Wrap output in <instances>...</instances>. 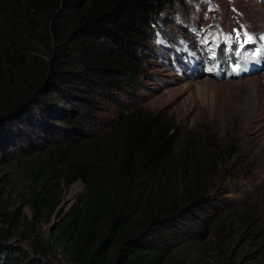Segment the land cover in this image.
<instances>
[{
    "label": "trees",
    "instance_id": "trees-1",
    "mask_svg": "<svg viewBox=\"0 0 264 264\" xmlns=\"http://www.w3.org/2000/svg\"><path fill=\"white\" fill-rule=\"evenodd\" d=\"M182 2L0 0L4 27L10 26V18L21 26L30 24V29L37 20L44 42L57 46L50 59H36L38 74L16 62L10 36L9 41L0 42V166L22 168L31 180L25 203L29 217L19 208L9 210L0 188V264H52L59 259L66 264H198L191 258L186 238L199 232L209 235L203 223L212 222L213 215L221 211L212 197L218 189L214 183L218 165L199 158L196 152L203 146L194 138L185 137L178 143L170 123L129 110L106 138L79 139L80 131L75 132L65 120L51 125L43 119L46 123L37 130L30 123L20 128L21 114L35 119L38 113L33 112V105L44 102L48 106L55 101L49 92L73 89L72 72L65 70L60 59L63 51L71 50L66 47L69 40L83 38L79 46L85 68L82 77L77 76L98 85L109 74L108 85L124 90L120 85L137 83L133 74L142 61L137 52L158 31L156 16ZM58 11L68 14L67 34ZM30 33L36 38L32 29ZM101 44L119 53H105ZM135 89L139 88L135 85ZM56 103L50 118L70 113L60 101ZM48 125H57L61 131L51 136ZM121 130L126 135L122 136L120 160L108 161L107 153L115 150ZM56 133L62 143L54 142ZM75 182L82 183L83 193L66 211L61 210L63 187ZM55 216L45 241L41 233L32 238L19 234L34 228V221L49 225ZM18 235L27 250L8 244ZM218 254L219 264L234 259L226 248H219ZM236 264L250 263L242 259Z\"/></svg>",
    "mask_w": 264,
    "mask_h": 264
},
{
    "label": "rangeland",
    "instance_id": "rangeland-1",
    "mask_svg": "<svg viewBox=\"0 0 264 264\" xmlns=\"http://www.w3.org/2000/svg\"><path fill=\"white\" fill-rule=\"evenodd\" d=\"M58 12L59 22L64 24L62 30L67 34L68 14ZM38 22L31 27L36 38L30 33V24L21 26V22L11 18L7 21L9 27L0 22V42L9 41L10 36L16 47V52L12 50L16 62L41 74L36 59H50L57 46L44 42L45 34ZM155 23L158 31L137 52L142 57L141 68L133 74L137 83L120 85L124 90L108 85L109 74L98 85L81 78L85 64L79 42L83 38L69 40L66 47L71 50L63 51L60 59L65 70L72 72L73 89L49 92L55 101L48 106L44 102L33 105V112L38 113L35 119L21 114L20 128H28L30 123L37 130L46 123L43 119L51 125L65 120L75 132L80 131L81 136L75 133L77 138L96 139L106 138L119 118L129 112L149 114L157 121L170 123L178 143L185 137L194 138L203 146L196 152L199 158L210 164L215 161L219 169L214 179L218 189L212 197L221 212L213 215L212 222L203 223L209 235L199 232L186 238L191 258L198 264H219V248H226L227 255L234 259L224 260L225 263L236 264L243 259L250 264H264V40L259 39L264 35V0H183L176 9L159 13ZM236 32L241 33L239 41L235 40ZM244 32L255 39L241 49ZM227 36L233 40L225 42ZM99 48L114 56L119 53L107 44ZM226 60L222 65L221 61ZM237 65L239 71L234 72ZM56 101L70 113L50 118L51 108H57ZM48 127L53 132H49L51 136L61 131L57 125ZM119 134L115 150L107 153L108 161L120 160L125 132L121 130ZM56 136L54 142L62 143L61 135ZM12 167L0 166L4 200L9 210L19 208L29 217L25 203L31 180L24 169ZM83 190L80 182L63 187L61 210L66 211L77 202ZM54 221L49 225L34 221V228L19 234L32 238L41 233L45 241ZM10 242L28 249L19 235ZM54 263L66 264L63 259Z\"/></svg>",
    "mask_w": 264,
    "mask_h": 264
},
{
    "label": "snow or ice",
    "instance_id": "snow-or-ice-1",
    "mask_svg": "<svg viewBox=\"0 0 264 264\" xmlns=\"http://www.w3.org/2000/svg\"><path fill=\"white\" fill-rule=\"evenodd\" d=\"M240 39H241V33L240 32H236L235 40L239 41ZM254 39L255 38L252 35H250L247 32H244L243 33V42L239 44V47L241 49H243L245 45H248V44L252 43L254 41ZM259 39L264 40V35H261L259 37ZM232 40H233V38L231 36L225 37V42L232 41ZM237 55H239V53H237ZM233 71L234 72H238L239 71V65H237L236 68L233 69Z\"/></svg>",
    "mask_w": 264,
    "mask_h": 264
},
{
    "label": "water",
    "instance_id": "water-1",
    "mask_svg": "<svg viewBox=\"0 0 264 264\" xmlns=\"http://www.w3.org/2000/svg\"><path fill=\"white\" fill-rule=\"evenodd\" d=\"M56 218V216L54 217V219ZM50 230H51V228H50ZM8 244H11V242L10 243H8ZM22 248H24V249H26L24 246H22V245H20ZM52 264H55V263H52Z\"/></svg>",
    "mask_w": 264,
    "mask_h": 264
}]
</instances>
